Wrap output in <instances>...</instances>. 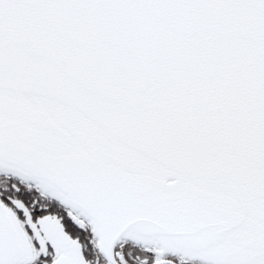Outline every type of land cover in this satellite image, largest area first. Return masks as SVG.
<instances>
[{
  "label": "snow or ice",
  "instance_id": "1",
  "mask_svg": "<svg viewBox=\"0 0 264 264\" xmlns=\"http://www.w3.org/2000/svg\"><path fill=\"white\" fill-rule=\"evenodd\" d=\"M0 264H264V0H0Z\"/></svg>",
  "mask_w": 264,
  "mask_h": 264
}]
</instances>
